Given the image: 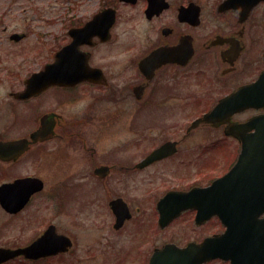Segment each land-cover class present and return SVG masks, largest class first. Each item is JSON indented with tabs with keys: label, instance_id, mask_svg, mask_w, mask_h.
<instances>
[{
	"label": "flooded vegetation",
	"instance_id": "obj_1",
	"mask_svg": "<svg viewBox=\"0 0 264 264\" xmlns=\"http://www.w3.org/2000/svg\"><path fill=\"white\" fill-rule=\"evenodd\" d=\"M95 1L86 16L70 14L60 32L44 34L53 37V44L20 45L28 40L27 32H13L6 36L9 45H0V73L4 72L0 81L16 86L0 92V168L18 166L36 148L57 143L62 145L63 155L55 170L60 182L55 187L57 197L62 195L65 201L75 197L76 202L80 195L83 205L89 199L88 207L97 200L95 194L101 192L100 187H109L107 207L112 223L118 217L123 219L121 229L133 223L137 228L150 225L151 221L144 222L140 215L146 211V202H152L149 210L153 225H157L159 204L164 198L176 202L190 190L206 187L221 176L207 175L208 161L202 164V156L187 157L192 152L188 147L190 136L200 129H216L223 136L217 145L230 140L239 147L238 140L225 135L228 124H240L264 113V108H248L224 124L198 122L190 130L192 122L211 112L222 98L259 80L264 73V0ZM105 8L114 9L116 14L107 39L94 35L78 47L92 70L90 78L29 91L28 82L71 42L69 31L83 28ZM124 9L133 12V20L139 19L136 24L140 23L141 34L115 41L114 30ZM180 10L185 11L181 17ZM51 15L46 18L47 25L56 29L62 18L51 20ZM255 92L264 95V80ZM85 99L88 104L83 106ZM181 104L196 113L183 132L178 117ZM69 106L76 112L73 108L68 111ZM192 160L199 161L196 171L187 168L193 170ZM179 165L185 166L182 172ZM195 175H201V179L181 183ZM41 177L26 172L0 186L38 178L43 182L41 193L47 185ZM51 182L57 184L53 179ZM91 185L93 190L89 192ZM139 189L145 193L140 195ZM39 193L20 212L30 207ZM195 214L193 209L185 210L173 222L185 215L194 220ZM50 224L47 222L35 237ZM209 226L213 230L188 241L199 242L226 231L216 216L198 228ZM139 251L147 262L152 251L148 254L143 247ZM207 264L230 263L212 260Z\"/></svg>",
	"mask_w": 264,
	"mask_h": 264
},
{
	"label": "rangeland",
	"instance_id": "obj_2",
	"mask_svg": "<svg viewBox=\"0 0 264 264\" xmlns=\"http://www.w3.org/2000/svg\"><path fill=\"white\" fill-rule=\"evenodd\" d=\"M95 5V0H0V45H9L6 36L13 32H27L28 40L20 45L53 44L55 41L51 36L60 32L62 24L65 23L67 18L71 17L70 14L72 17H75V15L86 16ZM132 13L126 9L121 13L114 30L115 41H125L129 34L135 38L141 34L140 23L136 24L140 21L138 18L133 20L131 18ZM48 15H51V20L61 17V25L56 29L50 28L46 21ZM45 33H50L51 36H44ZM58 42L57 40L55 44ZM0 75H4V72H1ZM12 86V84L2 79L0 81V92L4 89L9 90V87L12 88ZM87 104V99H85L82 105L86 106ZM71 109L76 112V108L69 106L68 111ZM195 116L196 113L190 110L189 106L181 104L178 117L182 132ZM190 137L188 147L192 149V152L190 155H187V152L184 154L191 159L202 156L201 160H204L202 164L208 161L206 164L207 167L209 166L207 175L212 177L225 173L226 167L228 168L233 163L236 153L239 152V147L230 140L217 145L222 141L218 139L223 136L216 129L208 131L200 129ZM60 148H62V145L59 146L57 143L43 145L41 148H36L30 157L21 161L18 166L0 168V183L10 181L16 175L22 176L26 172H32L35 176H42L41 178H44L47 183L46 189L33 197L31 206H28L19 214H7L0 207V246L16 247L29 243L49 221L57 225L58 231L68 234L73 239L74 246L69 253L58 255L46 261L34 263L15 260L6 264H145L147 259L140 256L139 249L141 247L144 251L147 250L149 254L156 246H161L167 242L185 245L188 240L201 237L205 232L208 233L210 229L213 230V226L204 229L196 227L190 215H185L171 223L167 228L160 230L155 222L154 225L152 222L154 217L149 210L152 202H146V211L140 215L145 219L144 222L149 223L151 221L150 225L154 227L152 230L150 225H142L137 228L135 223L119 231L113 230L110 211L107 207V200L110 195L107 192L111 193L109 187H100L101 192L98 195L95 194L97 200L88 207L86 205L89 199L84 201V206L80 195L79 200L76 202L75 197H70L67 201L64 200V196L62 197L61 194L60 198L57 197L59 191H55V187L60 182L55 170L58 163L63 160ZM201 149L205 150L201 152ZM57 153H60V156H57ZM54 156L60 159L55 160ZM31 160H33L32 163H30ZM193 162V170L191 166L187 168L196 171L199 161L194 160ZM179 167L180 172L185 168L181 165ZM49 170L52 173L47 174ZM52 179L57 181V184L51 182ZM146 179L149 180L151 177L147 176ZM200 179L201 175L190 176L181 183ZM205 181L203 180V182ZM147 183L148 181L145 185ZM92 187L93 185L89 188V192H92ZM112 190L114 191L113 188ZM138 191L140 195L145 193L143 189Z\"/></svg>",
	"mask_w": 264,
	"mask_h": 264
},
{
	"label": "water",
	"instance_id": "obj_3",
	"mask_svg": "<svg viewBox=\"0 0 264 264\" xmlns=\"http://www.w3.org/2000/svg\"><path fill=\"white\" fill-rule=\"evenodd\" d=\"M114 21L115 11L107 8L96 14L82 29L71 30L69 33L73 41L56 54L54 63L28 82V90H40L51 83L72 85L89 79L92 71L87 68L83 59L85 56L78 47L94 35L107 39ZM260 79H264V75ZM257 83L221 99L210 113L194 124L204 119L220 123L237 111L249 107L264 108V97L255 92ZM226 134L241 144L235 164L210 186L195 188L176 200L177 208L171 210L169 206L160 204L162 212L159 220V225L164 227L181 210L193 208L197 210L196 224H202L216 215L227 226L226 233L201 243H188L185 247L166 244L153 252L148 264H201L213 258L230 259L231 264H264V114L230 126ZM42 186L40 180L33 178L5 184L0 187V204L6 211L16 213ZM119 226L115 224L116 228ZM69 247L71 241L57 234L54 226H49L26 247L0 248V264L19 256L35 260L66 252Z\"/></svg>",
	"mask_w": 264,
	"mask_h": 264
}]
</instances>
